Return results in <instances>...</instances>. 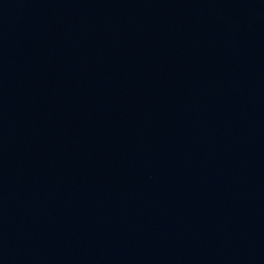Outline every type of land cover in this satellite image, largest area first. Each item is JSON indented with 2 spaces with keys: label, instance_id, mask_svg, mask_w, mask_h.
Listing matches in <instances>:
<instances>
[{
  "label": "water",
  "instance_id": "water-1",
  "mask_svg": "<svg viewBox=\"0 0 264 264\" xmlns=\"http://www.w3.org/2000/svg\"><path fill=\"white\" fill-rule=\"evenodd\" d=\"M0 264H264V0H0Z\"/></svg>",
  "mask_w": 264,
  "mask_h": 264
}]
</instances>
